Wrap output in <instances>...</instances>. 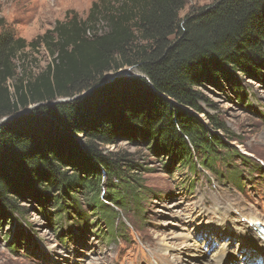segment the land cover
I'll return each instance as SVG.
<instances>
[{
    "label": "trees",
    "instance_id": "obj_1",
    "mask_svg": "<svg viewBox=\"0 0 264 264\" xmlns=\"http://www.w3.org/2000/svg\"><path fill=\"white\" fill-rule=\"evenodd\" d=\"M188 1L98 0L84 20L68 13L31 42L0 15V120L38 105L0 125V227L23 215L18 207L25 200L43 212L52 204L48 212L83 233L88 222L75 210L77 196H92L91 211H100L105 241L112 242L117 213L105 202L141 214L143 188L130 176L138 166L126 153L109 151L122 142L164 156L190 175L198 169L220 175L217 165L244 161L227 144L226 125L203 111L213 105L199 90L235 91L237 75L263 78L264 0H215L180 18ZM41 46L51 62L29 76L22 57ZM129 67L139 76L81 97L106 74ZM61 99L73 100L52 104ZM198 155L204 159L197 162Z\"/></svg>",
    "mask_w": 264,
    "mask_h": 264
},
{
    "label": "rangeland",
    "instance_id": "obj_2",
    "mask_svg": "<svg viewBox=\"0 0 264 264\" xmlns=\"http://www.w3.org/2000/svg\"><path fill=\"white\" fill-rule=\"evenodd\" d=\"M97 1L0 0V15L18 37L31 42L51 31L56 22L64 21L68 13L84 20L92 3ZM214 1L189 0L179 17ZM99 29L105 32L103 25ZM22 58L29 76L42 72L52 59L43 46L34 52L27 50ZM16 66L19 67L18 62ZM16 73L20 75L21 69L17 68ZM131 73H137V69L133 68ZM262 75L260 80L237 75L240 86L235 91L225 85L222 90L208 85L199 90L213 105V108L202 105L203 111L226 125L227 137L232 140L226 142L244 161L231 158L228 165H217L220 175L202 169L190 175L179 166H169L171 162L164 156H155L144 147L119 143L109 151L126 153L138 166L130 176L138 179L143 188L137 197L141 214L133 216L131 211L125 213L113 203L105 202L109 210L117 213V237L106 242L108 233L103 235L107 228L100 220V211H91L90 205L95 206L92 196H77L79 209L71 204L87 217L88 228L85 231L81 227L83 233L70 230L72 224L59 221L54 213L48 212L52 204L43 212L37 203L21 200L18 208L23 215L13 214V221L0 227V264H213L208 258L220 248L232 258L245 255L242 260H235V264H247L253 254L241 252L233 234H222L210 222L219 220L218 213L229 205L246 206L264 222ZM203 116L199 119L203 120ZM201 158L204 159L195 157L197 162ZM235 173L239 174V180L232 179ZM207 245L211 253L206 251ZM165 246L171 248L166 250Z\"/></svg>",
    "mask_w": 264,
    "mask_h": 264
},
{
    "label": "bare ground",
    "instance_id": "obj_3",
    "mask_svg": "<svg viewBox=\"0 0 264 264\" xmlns=\"http://www.w3.org/2000/svg\"><path fill=\"white\" fill-rule=\"evenodd\" d=\"M218 212H220L219 209ZM218 214L219 220H216L215 222L211 221V225H214L219 231H222V234L224 235H228V233L233 234L237 239L236 248L241 250V252L246 254L250 252L253 254V258H249L247 260V264H264V222L260 221L257 215H255L253 211L246 206L234 207L229 205L228 208H225ZM233 214L235 215L234 217L232 216ZM249 226L252 229H250ZM209 246L210 245H207L208 250L206 251L211 253L212 251H209ZM170 248L171 247L169 246H165L166 250H169ZM226 251L227 250L224 248H220L218 251H213L208 259L211 260L213 264H235V260L241 258L243 259L245 256L238 255L235 257L233 256L232 258V256L227 254Z\"/></svg>",
    "mask_w": 264,
    "mask_h": 264
},
{
    "label": "water",
    "instance_id": "obj_4",
    "mask_svg": "<svg viewBox=\"0 0 264 264\" xmlns=\"http://www.w3.org/2000/svg\"><path fill=\"white\" fill-rule=\"evenodd\" d=\"M133 68H129V69H126V70H120L116 73H108L105 75V80L100 83L98 86H96L94 89L90 90V91H86L84 93H82L81 97H84L86 96L88 93H90L91 91L97 89V88H100V87H103V86H106L114 81H116L117 79H120V78H126V77H137L139 76L138 74L136 73H131ZM110 74V75H109ZM108 75V76H107ZM80 97V96H79ZM78 98V97H76ZM74 98V99H76ZM73 99H61V100H58L52 104H57V103H62V102H70L72 101ZM38 105L36 106H31L29 107L26 111H23V112H19L18 114H16L15 116H11V117H5V118H2L0 120V125L3 124V123H6V122H12L16 117L20 116V115H23V114H27L28 112H30L32 109L34 108H37Z\"/></svg>",
    "mask_w": 264,
    "mask_h": 264
}]
</instances>
